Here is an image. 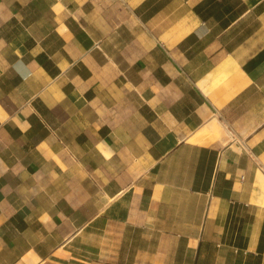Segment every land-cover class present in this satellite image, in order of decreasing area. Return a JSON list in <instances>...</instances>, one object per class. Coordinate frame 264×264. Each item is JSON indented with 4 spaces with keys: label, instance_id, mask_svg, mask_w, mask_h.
I'll use <instances>...</instances> for the list:
<instances>
[{
    "label": "crops",
    "instance_id": "obj_1",
    "mask_svg": "<svg viewBox=\"0 0 264 264\" xmlns=\"http://www.w3.org/2000/svg\"><path fill=\"white\" fill-rule=\"evenodd\" d=\"M0 264H264V0H0Z\"/></svg>",
    "mask_w": 264,
    "mask_h": 264
},
{
    "label": "rangeland",
    "instance_id": "obj_2",
    "mask_svg": "<svg viewBox=\"0 0 264 264\" xmlns=\"http://www.w3.org/2000/svg\"><path fill=\"white\" fill-rule=\"evenodd\" d=\"M128 237V236H127ZM128 239V238H127Z\"/></svg>",
    "mask_w": 264,
    "mask_h": 264
}]
</instances>
